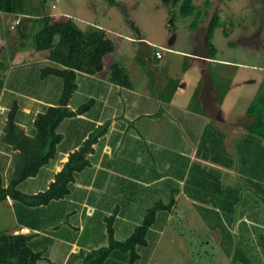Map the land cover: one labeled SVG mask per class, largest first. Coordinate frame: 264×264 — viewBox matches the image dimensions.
<instances>
[{
	"label": "crops",
	"instance_id": "crops-1",
	"mask_svg": "<svg viewBox=\"0 0 264 264\" xmlns=\"http://www.w3.org/2000/svg\"><path fill=\"white\" fill-rule=\"evenodd\" d=\"M61 1L47 0L42 14L58 22L71 17L84 31L103 30L115 48L104 56L100 71H77L67 106L76 110L89 102L88 108L61 121L54 155L16 188L27 195L47 190L70 154L91 134L101 133L62 197L39 205L10 194L0 199V231L30 235V248L40 254L36 264H84L89 252L109 243V221L114 238L122 241L152 206L174 200L158 211L134 264H163L159 249L170 253L174 247L185 257L179 264H188L187 250H198L194 244L202 249L204 264H264V135L249 129L255 117L247 114L261 81L243 78L234 28L225 25L230 0H210V6L195 0L201 15L190 21L172 17V30L161 36L151 35L144 20L130 18L122 0L127 13L106 0L117 16L108 8L104 19L93 0L70 1L69 9L60 8ZM211 8L212 14L220 12L221 25L209 39ZM36 14L0 11V179L5 186L19 159L18 149L5 139L10 107L17 104L16 121L33 136L36 115L62 104V76L42 75L43 68L62 65L51 59L50 49H36L32 42L41 26ZM164 14L169 17V11ZM16 15L22 20L12 29ZM220 41L227 55L221 54ZM114 63L125 69L130 86L111 79ZM209 249L217 260L210 262ZM103 264H130L129 254L114 250Z\"/></svg>",
	"mask_w": 264,
	"mask_h": 264
},
{
	"label": "trees",
	"instance_id": "trees-1",
	"mask_svg": "<svg viewBox=\"0 0 264 264\" xmlns=\"http://www.w3.org/2000/svg\"><path fill=\"white\" fill-rule=\"evenodd\" d=\"M107 1L111 5L120 6L124 13H127L126 7L118 0ZM261 1L264 3V0ZM46 2L47 0L0 1L1 11L25 13L26 10L30 9L36 13L39 12L36 15H38L37 19L41 26L32 37L34 47L36 49H50L51 59L62 65L60 67L47 66L42 69V75L57 73L62 76L64 81L62 104L47 106L44 111L36 115L33 136L27 134L18 125L16 121L17 104L10 107L4 126L5 139L11 143L13 148L18 149L19 159L11 170L8 185L5 186L0 179V199H5L10 194L12 197L19 198L31 205L47 203L54 198L65 195L75 171L82 169L88 163L86 155L92 150V144L97 140L101 131L91 134L78 150L70 154L69 160L63 169L56 174L54 182L47 190L35 195H27L16 188L20 181L35 175L41 165L54 155L56 145L62 138L61 133L58 132L61 121L88 108L89 102L76 110L67 106L69 98L77 87V71L81 70L91 74L100 71L104 66V56L115 48L114 42L106 36L103 30L90 29L84 31L71 17L60 22L52 21L49 15L42 14ZM206 5L210 6L211 1L207 0ZM168 8L169 14L173 18L201 15L195 0H170ZM129 23L133 26L132 21ZM191 25H198V22L195 21ZM219 25H221V16L217 10L212 14L207 26L209 39L212 38L215 27ZM225 32L227 33V31ZM210 46L211 49H214L211 42ZM1 64L0 61V66ZM111 79L123 85H131L125 69L119 63L113 64ZM2 86L3 80H0V88ZM247 114L255 117L249 129L264 135V93L260 91L256 95L247 110ZM173 203L174 200L170 204L159 202L152 206L146 213L143 223L136 228L130 237L122 241L114 238L112 223L109 221V243L89 252L85 257L84 264H103L114 250L127 252L129 263L134 264L139 258L137 247L146 244L147 233L155 222L158 211L170 208ZM30 238L31 236L28 234H11L0 231V264H36L40 254L30 248Z\"/></svg>",
	"mask_w": 264,
	"mask_h": 264
},
{
	"label": "rangeland",
	"instance_id": "rangeland-1",
	"mask_svg": "<svg viewBox=\"0 0 264 264\" xmlns=\"http://www.w3.org/2000/svg\"><path fill=\"white\" fill-rule=\"evenodd\" d=\"M70 1L74 0H62L60 2V8L69 9L71 5ZM78 1V0H77ZM95 6L97 7L99 13L98 18L104 19L103 13L110 8L112 14L117 16L115 7H112L107 3L106 0H93ZM127 3L129 6L130 18L144 20L148 25V31L153 36H161L166 32L172 30L170 28L169 21L173 17L169 14V17L166 18L164 12L168 11L167 6L169 5L170 0H122ZM217 4H222V0H216ZM165 10V11H164ZM213 9L211 8L210 13L212 14ZM120 16L123 17L125 24L128 23L127 16L124 13ZM225 16V25L226 30H232L234 28L233 42L236 44L237 50L236 58L238 57L239 61L242 63L241 68L244 75H252L261 81L260 91L264 93V3L261 0H230L229 3L226 2V7L224 9ZM155 19L151 23L150 19ZM193 17L188 16L186 19L190 21ZM219 34L221 32L219 31ZM219 36V35H218ZM221 38H217V41ZM222 41L218 42L222 53L226 54L227 51L222 47ZM231 57H234L231 55ZM188 227V226H187ZM168 233H165L164 236H167ZM198 250L190 247L187 250L186 258L188 259V264H204L201 262L200 248L199 244H194ZM210 250L211 260H215L216 257L214 249ZM170 253L164 251V249H159L156 254L158 259L166 258L165 263L163 264H179L185 257L179 255V250L177 247L170 248ZM217 260V259H216ZM154 264V263H152ZM214 264V263H210ZM216 264H220L218 261Z\"/></svg>",
	"mask_w": 264,
	"mask_h": 264
},
{
	"label": "built area",
	"instance_id": "built-area-1",
	"mask_svg": "<svg viewBox=\"0 0 264 264\" xmlns=\"http://www.w3.org/2000/svg\"><path fill=\"white\" fill-rule=\"evenodd\" d=\"M1 1V0H0ZM57 1V0H55ZM56 4H53V6H55ZM1 11V10H0ZM21 20H22V17L21 15H16L12 18L11 20V23H10V27L13 29V28H16L17 25H19L21 23ZM162 49V48H160ZM156 56L158 58H160L162 56V50H157L156 51Z\"/></svg>",
	"mask_w": 264,
	"mask_h": 264
}]
</instances>
